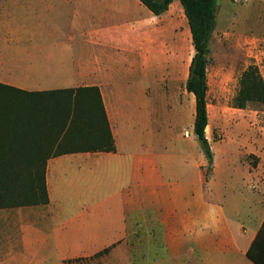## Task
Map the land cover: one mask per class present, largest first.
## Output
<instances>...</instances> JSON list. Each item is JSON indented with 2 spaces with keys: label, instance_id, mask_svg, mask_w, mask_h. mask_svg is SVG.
<instances>
[{
  "label": "crops",
  "instance_id": "0c3cea01",
  "mask_svg": "<svg viewBox=\"0 0 264 264\" xmlns=\"http://www.w3.org/2000/svg\"><path fill=\"white\" fill-rule=\"evenodd\" d=\"M194 55L180 0L161 15L140 0H0V83L98 87L115 139L113 151L45 160V134L0 132V153L32 155L19 168L45 165L49 195L0 208V264H73L107 248L133 264L137 233L150 235L139 264H257L247 251L264 224V129L254 114L207 171L186 88Z\"/></svg>",
  "mask_w": 264,
  "mask_h": 264
},
{
  "label": "trees",
  "instance_id": "16d2710c",
  "mask_svg": "<svg viewBox=\"0 0 264 264\" xmlns=\"http://www.w3.org/2000/svg\"><path fill=\"white\" fill-rule=\"evenodd\" d=\"M140 1L155 15H161L174 0ZM180 1L195 46L186 82L187 90L194 94L196 100L194 132L199 135L212 166L213 153L206 135L209 124L207 65L218 0ZM251 102L264 103V79L253 65L241 74L234 106L245 108ZM13 131L35 136L45 134L46 144L51 147V152L45 154V160L49 156L70 152L115 150V139L101 91L95 86L27 92L0 83V132L10 134ZM22 156L32 157L0 153V208L49 202L45 165L42 169L19 168L17 161ZM247 254L255 263L264 264V224Z\"/></svg>",
  "mask_w": 264,
  "mask_h": 264
},
{
  "label": "rangeland",
  "instance_id": "374dc122",
  "mask_svg": "<svg viewBox=\"0 0 264 264\" xmlns=\"http://www.w3.org/2000/svg\"><path fill=\"white\" fill-rule=\"evenodd\" d=\"M250 65L257 67L264 79V0H220L207 65L209 124L206 135L214 148L213 153L219 152L237 131L250 130L254 114L259 116L260 126L264 129V103L251 102L245 108L234 106L241 74ZM192 97L195 101L194 95ZM187 129L192 132L190 126ZM184 135L188 137L189 132L186 130ZM192 137L196 158L203 159L205 153L197 134L194 132ZM248 159L252 163L253 159L257 160L253 154ZM205 160L210 172L212 166L206 155ZM149 236L137 233L130 237L134 243L133 264H139L141 244L145 246L150 241ZM73 264H124V257L122 251L107 248L93 256L77 259Z\"/></svg>",
  "mask_w": 264,
  "mask_h": 264
},
{
  "label": "clouds",
  "instance_id": "9594fccd",
  "mask_svg": "<svg viewBox=\"0 0 264 264\" xmlns=\"http://www.w3.org/2000/svg\"><path fill=\"white\" fill-rule=\"evenodd\" d=\"M209 214H210V215L214 214V213H213V210L210 209V210H209Z\"/></svg>",
  "mask_w": 264,
  "mask_h": 264
},
{
  "label": "water",
  "instance_id": "95a60500",
  "mask_svg": "<svg viewBox=\"0 0 264 264\" xmlns=\"http://www.w3.org/2000/svg\"><path fill=\"white\" fill-rule=\"evenodd\" d=\"M219 3H220V0L217 1V4H219ZM198 136H199V135L197 134V137H198Z\"/></svg>",
  "mask_w": 264,
  "mask_h": 264
},
{
  "label": "built area",
  "instance_id": "2783aa9c",
  "mask_svg": "<svg viewBox=\"0 0 264 264\" xmlns=\"http://www.w3.org/2000/svg\"><path fill=\"white\" fill-rule=\"evenodd\" d=\"M188 134V133H187Z\"/></svg>",
  "mask_w": 264,
  "mask_h": 264
}]
</instances>
